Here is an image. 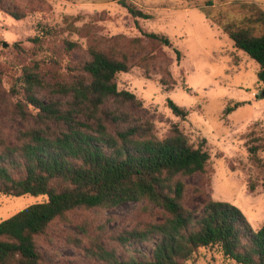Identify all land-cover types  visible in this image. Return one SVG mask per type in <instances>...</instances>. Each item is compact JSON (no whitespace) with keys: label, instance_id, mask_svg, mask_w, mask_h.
Returning a JSON list of instances; mask_svg holds the SVG:
<instances>
[{"label":"trees","instance_id":"obj_1","mask_svg":"<svg viewBox=\"0 0 264 264\" xmlns=\"http://www.w3.org/2000/svg\"><path fill=\"white\" fill-rule=\"evenodd\" d=\"M116 1L128 8L137 25V18L151 17L132 2ZM246 8L242 14L202 10L237 49L259 63L264 86V9L255 3ZM12 14L24 16L19 9ZM41 32L31 39L44 58L24 65L11 82L21 115L32 122L12 139L0 134V196L46 199L0 221V264H49L39 238L54 221L67 220L78 208H114L125 201H148L162 209V217L116 234L111 246L86 248L100 264H184L201 248H217L236 264H264V223L255 229L229 201L204 196L202 206L189 204L186 178L206 172L210 153L204 140L191 142L176 124L160 137L142 100L119 88L117 74L131 69L130 54L90 44L81 58L62 64L58 46H43L52 30L43 26ZM144 34L172 44L164 33ZM64 45L66 55L81 47L70 39ZM48 60L64 73L46 70L47 78L41 71ZM168 103L176 115H187L174 100ZM233 109L228 106L226 112Z\"/></svg>","mask_w":264,"mask_h":264},{"label":"rangeland","instance_id":"obj_2","mask_svg":"<svg viewBox=\"0 0 264 264\" xmlns=\"http://www.w3.org/2000/svg\"><path fill=\"white\" fill-rule=\"evenodd\" d=\"M127 1L151 17L137 18L139 26L116 0H0V134L12 139L32 122L21 115L10 88L24 65L44 58L31 39L42 33L43 26L52 30L43 46L56 50L58 46L62 64L81 58L90 44L116 46L132 60L129 71L117 74L118 86L142 100L156 133L164 137L176 124L191 142L204 140L210 159L205 173L186 178L189 204L202 206L204 196L229 201L259 229L264 223V86L258 79L259 63L237 49L202 8L215 14H242L248 3L264 9V0ZM16 9L24 16H13ZM145 31L164 33L172 44L150 40ZM65 39L81 47L66 55ZM42 68L47 78L46 70L65 71L50 60ZM169 99L183 106L187 115H176ZM228 106L234 108L229 113ZM44 199V195H2L0 221ZM161 217L162 209L148 201L78 208L67 220L54 221L39 245L49 264H100L86 248L99 243L111 246L116 234ZM184 264L236 263L224 259L217 248H201Z\"/></svg>","mask_w":264,"mask_h":264}]
</instances>
